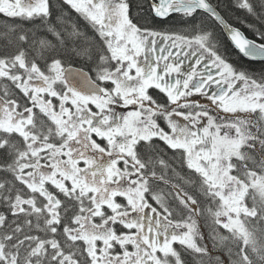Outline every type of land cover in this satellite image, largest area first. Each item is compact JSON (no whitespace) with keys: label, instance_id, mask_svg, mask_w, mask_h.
<instances>
[{"label":"snow or ice","instance_id":"1","mask_svg":"<svg viewBox=\"0 0 264 264\" xmlns=\"http://www.w3.org/2000/svg\"><path fill=\"white\" fill-rule=\"evenodd\" d=\"M132 7L0 0V264H264V0Z\"/></svg>","mask_w":264,"mask_h":264},{"label":"trees","instance_id":"2","mask_svg":"<svg viewBox=\"0 0 264 264\" xmlns=\"http://www.w3.org/2000/svg\"><path fill=\"white\" fill-rule=\"evenodd\" d=\"M131 2H132L133 7L135 8V4H136L137 0H131ZM230 15L234 16V13H232ZM13 25H15V27L17 29L22 30L24 32H29V33H33V32L38 33V32L43 31V29H39L37 25L30 23L26 20H21V19L12 20V19L7 18V17L3 16L2 14H0V51H3L6 47L8 48L9 51L14 50L16 44L18 43L16 36L11 35L10 32L7 35L5 34L6 30L11 29ZM30 39H31V36H30ZM221 40H222V49L221 50L227 49L229 51V49L227 47V43L222 38V36H221ZM233 56L235 57V59L232 62L234 64L242 66L244 69H246V67H247L245 64L246 61L243 60L241 57H239L236 54H233ZM239 59H240V62L238 61ZM241 61H244L245 63H241ZM72 66L78 67L79 65L73 64ZM262 69H264V64H259L256 66L253 65L251 71L256 73V74H259ZM189 188H191L190 185H189ZM201 205L204 208H207L209 206L208 203L205 201V199L202 196H201ZM200 226H201V230L204 232L205 236L208 237L207 245L210 248L211 252L213 253V264H214L215 256H220L221 259L227 260L228 256H227L226 250L222 251L220 248L213 247V241L211 238L212 237V229L210 227V222H205V220L203 218H201ZM221 232L223 234H227L225 230L221 231ZM177 247H179V246H177ZM214 254H216V255H214ZM188 259H189V261H191V257H188ZM205 259H207V258H205Z\"/></svg>","mask_w":264,"mask_h":264},{"label":"flooded vegetation","instance_id":"3","mask_svg":"<svg viewBox=\"0 0 264 264\" xmlns=\"http://www.w3.org/2000/svg\"><path fill=\"white\" fill-rule=\"evenodd\" d=\"M131 3H132V2H131ZM132 12H133V15H135L136 9H135L134 7H132ZM234 16H235V17H234ZM234 16L230 15L231 22L233 23V26L240 28V30H241L242 32H244L245 35H247L249 38H252V33L248 30L247 25L244 24V23H241L239 20H237V19H236V14H235V13H234ZM241 19H242V18H241ZM164 27H167V25H164ZM222 38H223V39L225 40V42L227 43V47H228L229 51H228L227 49H225L226 52H225V50H221V51H222V52H225V54L227 55L228 59H229L231 62L234 61V59H235V57L233 56V54L238 55L239 57H241L243 60L246 61V63H245L244 61H241V63H245L246 66L248 67V68L246 67V69H247L248 71H250V72H252L251 69H252V66H253V65L256 66V65H259V64H264V61H251V60H248V59L244 58L242 55L238 54L237 51L232 47V45H231L230 41L228 40V38L226 37V35H222ZM232 53H233V54H232ZM238 61L240 62V59H239ZM72 67H74V66H72ZM198 99H199L201 102H206V101L204 100L203 97H199ZM169 151H170V150H169ZM221 231H224V230L221 229ZM209 249H210V248H209ZM214 255H216V254H214Z\"/></svg>","mask_w":264,"mask_h":264},{"label":"water","instance_id":"4","mask_svg":"<svg viewBox=\"0 0 264 264\" xmlns=\"http://www.w3.org/2000/svg\"><path fill=\"white\" fill-rule=\"evenodd\" d=\"M227 37V36H226ZM228 38V37H227ZM229 40V39H228ZM245 58V57H244ZM246 59H248V58H246ZM249 60V59H248ZM252 61V60H251ZM255 61H261V60H259V59H257V60H255Z\"/></svg>","mask_w":264,"mask_h":264}]
</instances>
